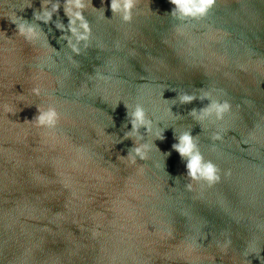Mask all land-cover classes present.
Here are the masks:
<instances>
[{
    "label": "water",
    "instance_id": "water-1",
    "mask_svg": "<svg viewBox=\"0 0 264 264\" xmlns=\"http://www.w3.org/2000/svg\"><path fill=\"white\" fill-rule=\"evenodd\" d=\"M43 3L0 0V264H264V0L195 18L134 0L128 21L91 0L78 55L55 27L63 7L34 20ZM13 18L42 36L29 44ZM203 93L230 105L222 119L178 99ZM137 104L164 139L141 128L151 150L130 165ZM37 105L56 108L55 128L24 122ZM184 132L218 180L187 176L172 150Z\"/></svg>",
    "mask_w": 264,
    "mask_h": 264
},
{
    "label": "clouds",
    "instance_id": "clouds-1",
    "mask_svg": "<svg viewBox=\"0 0 264 264\" xmlns=\"http://www.w3.org/2000/svg\"><path fill=\"white\" fill-rule=\"evenodd\" d=\"M169 3L173 5L171 13L179 14L181 17L195 18L205 15L212 7L214 0H169ZM133 6L134 0H110V9L113 15H122L125 21L130 19ZM61 7H63L64 15L67 17V26L56 24L55 27L62 33L61 39L67 41V46L71 49V52L78 55L80 53L79 45L81 42H86L90 36L89 23L83 13L88 7H91V0H63L62 5L60 0H44L40 10L34 12V20L48 25L52 22L53 16L58 15ZM92 10L96 11L93 8ZM9 22L15 25L17 34L29 44H34L43 34L38 24H33V22L30 23L22 19L18 22L17 18L10 19ZM65 33H70V36ZM73 39L75 43H73ZM46 46L48 45L46 44ZM31 95L39 98L41 89L39 87L32 88ZM178 99L181 104H190L196 99L207 101L201 109H193L190 112V115L197 121L210 119L213 116L215 119L220 120L230 110V105L226 101L213 100L208 93H203L199 98L195 95L183 94L178 96ZM36 108L37 114L33 119L30 121L25 119L24 122L37 128H55L60 120V114L56 108L52 106L44 107L43 105H37ZM6 110L14 114V108L8 107ZM129 123L131 124V131L126 133L124 138L136 137V144L126 157H120V159L127 160L130 165H136L137 160H146L147 154L151 150L149 144L139 142L143 139L139 135V130L143 128L146 134H154L156 139L163 140L164 137L161 130L154 131L153 122L147 118L144 108L139 104L130 112ZM214 139L218 140L220 137L215 136ZM172 150L178 153L182 160L186 161L187 176L191 179L199 178L208 182L219 179L216 175L215 166L210 162L205 163L203 161L190 132L181 134L177 138V142L172 145Z\"/></svg>",
    "mask_w": 264,
    "mask_h": 264
}]
</instances>
